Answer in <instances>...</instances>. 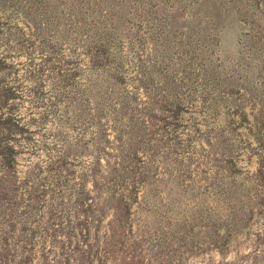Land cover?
<instances>
[{
    "label": "rangeland",
    "instance_id": "rangeland-1",
    "mask_svg": "<svg viewBox=\"0 0 264 264\" xmlns=\"http://www.w3.org/2000/svg\"><path fill=\"white\" fill-rule=\"evenodd\" d=\"M0 264H264V0H0Z\"/></svg>",
    "mask_w": 264,
    "mask_h": 264
}]
</instances>
